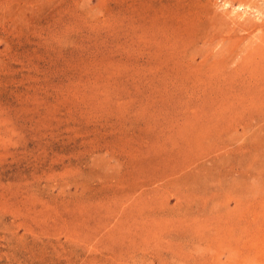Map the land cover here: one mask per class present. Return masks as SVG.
<instances>
[{
  "label": "rangeland",
  "instance_id": "1",
  "mask_svg": "<svg viewBox=\"0 0 264 264\" xmlns=\"http://www.w3.org/2000/svg\"><path fill=\"white\" fill-rule=\"evenodd\" d=\"M0 264H264V0H0Z\"/></svg>",
  "mask_w": 264,
  "mask_h": 264
}]
</instances>
